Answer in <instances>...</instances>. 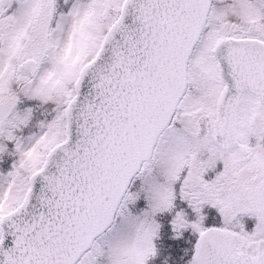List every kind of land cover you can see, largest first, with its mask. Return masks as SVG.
Segmentation results:
<instances>
[{"label":"snow or ice","instance_id":"snow-or-ice-1","mask_svg":"<svg viewBox=\"0 0 264 264\" xmlns=\"http://www.w3.org/2000/svg\"><path fill=\"white\" fill-rule=\"evenodd\" d=\"M0 264H264V0H0Z\"/></svg>","mask_w":264,"mask_h":264}]
</instances>
